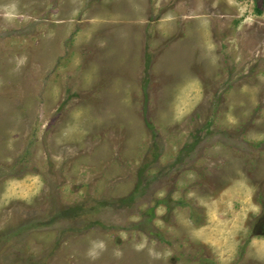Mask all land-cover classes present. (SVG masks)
<instances>
[{"label": "rangeland", "instance_id": "rangeland-1", "mask_svg": "<svg viewBox=\"0 0 264 264\" xmlns=\"http://www.w3.org/2000/svg\"><path fill=\"white\" fill-rule=\"evenodd\" d=\"M258 220L264 0H0V264H264Z\"/></svg>", "mask_w": 264, "mask_h": 264}, {"label": "flooded vegetation", "instance_id": "flooded-vegetation-1", "mask_svg": "<svg viewBox=\"0 0 264 264\" xmlns=\"http://www.w3.org/2000/svg\"><path fill=\"white\" fill-rule=\"evenodd\" d=\"M260 222H262V221H260V220H258L255 224H254V227L257 229V231H258V233H262V234H264V222H262V223H260ZM254 232L253 233H257L256 231H255V229H252Z\"/></svg>", "mask_w": 264, "mask_h": 264}]
</instances>
